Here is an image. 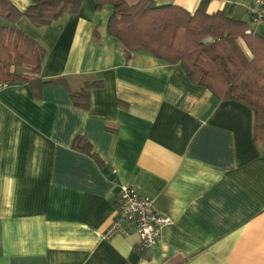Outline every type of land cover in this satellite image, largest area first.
<instances>
[{
    "label": "crops",
    "instance_id": "obj_1",
    "mask_svg": "<svg viewBox=\"0 0 264 264\" xmlns=\"http://www.w3.org/2000/svg\"><path fill=\"white\" fill-rule=\"evenodd\" d=\"M202 1L152 3L193 12ZM207 1L208 13L229 11L264 37V21L251 23L256 0ZM112 12L82 0L48 26L1 21L44 48L41 80L64 83L35 92L0 81V264H264V140H253L252 110L194 85L182 63L145 51L126 60L106 32ZM92 80L102 84L89 107L74 106L70 92ZM77 136L101 164L74 148ZM120 184L171 220L147 249L133 228L103 237Z\"/></svg>",
    "mask_w": 264,
    "mask_h": 264
},
{
    "label": "trees",
    "instance_id": "obj_2",
    "mask_svg": "<svg viewBox=\"0 0 264 264\" xmlns=\"http://www.w3.org/2000/svg\"><path fill=\"white\" fill-rule=\"evenodd\" d=\"M95 8L110 4L113 12L106 32L116 38L130 60L136 51H145L169 64L182 63L188 79L207 88L220 100H237L253 112V140H264V37L245 34L247 24L235 20L230 12H207L208 1H202L190 12L178 5L155 6L152 0H94ZM82 0H30L20 11L10 0H0V81L25 80L37 92L43 85L62 79L41 80L38 77L45 56L44 48L22 30L1 23L26 17L36 27L59 20L67 13H77ZM205 37L211 41L204 43ZM242 38L248 56L238 39ZM29 67L33 74H17L14 68ZM100 80L87 81L78 91H71L74 106L87 109L90 91L101 86ZM74 148L90 154L101 164L90 143L77 136Z\"/></svg>",
    "mask_w": 264,
    "mask_h": 264
},
{
    "label": "built area",
    "instance_id": "obj_3",
    "mask_svg": "<svg viewBox=\"0 0 264 264\" xmlns=\"http://www.w3.org/2000/svg\"><path fill=\"white\" fill-rule=\"evenodd\" d=\"M264 21V0H256L252 11L251 23L260 24ZM248 27L245 34H252ZM211 41L206 37L203 42ZM5 86L0 82V89ZM114 216L103 233L104 238L115 234H128V228H133L139 238V247L144 250L156 244L161 236L162 228L171 222L170 218L160 213L154 206V199L141 195L126 184H120L114 196Z\"/></svg>",
    "mask_w": 264,
    "mask_h": 264
},
{
    "label": "rangeland",
    "instance_id": "obj_4",
    "mask_svg": "<svg viewBox=\"0 0 264 264\" xmlns=\"http://www.w3.org/2000/svg\"><path fill=\"white\" fill-rule=\"evenodd\" d=\"M205 38H206V37H205ZM205 38H204V39H205ZM26 67H27V66H26Z\"/></svg>",
    "mask_w": 264,
    "mask_h": 264
}]
</instances>
